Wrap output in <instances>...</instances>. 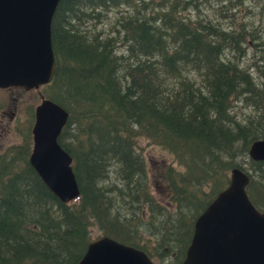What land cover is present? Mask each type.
Instances as JSON below:
<instances>
[{
    "label": "trees",
    "instance_id": "obj_1",
    "mask_svg": "<svg viewBox=\"0 0 264 264\" xmlns=\"http://www.w3.org/2000/svg\"><path fill=\"white\" fill-rule=\"evenodd\" d=\"M245 3L60 0L54 74L32 91L70 112L58 142L80 196L61 202L31 166V125L22 143L0 150V264H76L94 227L155 264H181L194 220L233 168L249 176L247 194L264 211V160L248 155L264 139V113L237 110L244 100L264 102L255 53H264V20L246 23L264 0ZM107 12L115 13L108 24ZM249 41L252 63L243 61ZM29 113L33 123L34 105ZM141 135L172 160L149 169L136 152Z\"/></svg>",
    "mask_w": 264,
    "mask_h": 264
},
{
    "label": "water",
    "instance_id": "obj_2",
    "mask_svg": "<svg viewBox=\"0 0 264 264\" xmlns=\"http://www.w3.org/2000/svg\"><path fill=\"white\" fill-rule=\"evenodd\" d=\"M60 0H0V89L26 91L49 83L55 70L51 23ZM68 112L42 97L34 109L29 162L63 203L80 195L72 157L59 144ZM248 155L264 160V139ZM249 176L233 168L227 186L197 216L181 264H264V211L250 200ZM76 264H154L142 250L106 235L92 239Z\"/></svg>",
    "mask_w": 264,
    "mask_h": 264
},
{
    "label": "rangeland",
    "instance_id": "obj_3",
    "mask_svg": "<svg viewBox=\"0 0 264 264\" xmlns=\"http://www.w3.org/2000/svg\"><path fill=\"white\" fill-rule=\"evenodd\" d=\"M254 3H256V0H246L245 4L251 6ZM202 8H208V6L203 5ZM251 13L252 15L249 16L246 22L249 25L248 28L250 29L251 27H254L255 25L254 22L256 20H258V22L260 23V19L262 20L261 16L263 17V20H264V5L263 7L261 6L258 7V9L254 7L251 10ZM106 15H108V18H105L104 20L108 24L109 22L113 21L115 13L107 12ZM97 28L99 29V23L97 24ZM106 29H109V28H106ZM262 40H264V37H262ZM255 42H257V40ZM248 44L250 47L243 46L244 49L247 48L248 50L247 54L243 57V61H245L246 59L247 63H252L253 61H255V59L251 60L252 58L251 54L253 51L252 41H249ZM131 46H135L134 41L132 42ZM259 51H260L259 47L258 48L256 47L255 53H257L260 56V58L264 61V53L261 56V52ZM259 88L264 90V84L260 86ZM33 93L34 92L31 91L23 95L19 91H16L13 88L7 89L6 91L0 90V96H1L0 98V150H3L7 146H10L13 144L22 143L24 134L30 125H31L30 133L32 137L33 123L30 122L29 110H30L31 105H34L35 107V105L39 101L36 97H33L34 95ZM13 98H17V100ZM256 109L260 113H264V102L260 104H254L251 101L244 100L242 101L241 104L237 105L238 113H240L242 117H245L248 114H252ZM11 112H14V115ZM137 139L139 140V142H138V147L136 148L137 149L136 152L140 150L144 154L149 169L153 170L154 166H156L157 163L161 161L169 162L172 160V157L170 156V154L162 150L159 146L150 144L146 138L142 137V135L137 136ZM32 142L33 141L31 139V144ZM242 161L247 162L246 159L244 160V158H242ZM244 164L245 166H247L248 162ZM91 232L93 236L100 235L99 231L95 227L92 228ZM143 237L147 238L146 235H144ZM153 240L154 239L151 238V242H153ZM164 264H171V263L166 262Z\"/></svg>",
    "mask_w": 264,
    "mask_h": 264
},
{
    "label": "bare ground",
    "instance_id": "obj_4",
    "mask_svg": "<svg viewBox=\"0 0 264 264\" xmlns=\"http://www.w3.org/2000/svg\"><path fill=\"white\" fill-rule=\"evenodd\" d=\"M51 36H52V32H51ZM53 47V46H52ZM256 50V49H255ZM54 51V50H53ZM55 55V54H54ZM55 57V56H54ZM52 100V99H51ZM52 101H54V100H52ZM54 102H56V101H54ZM57 103V102H56ZM57 104H59V103H57ZM60 106H61V104H59ZM63 107V106H62ZM67 112H68V117L70 118V112L65 108V107H63ZM68 118V119H69ZM67 122H68V120H67ZM66 125V124H65ZM65 127V126H64ZM63 127V128H64ZM63 130V129H62ZM59 138V137H58ZM258 140V139H257ZM256 141V140H255ZM71 156V155H70ZM73 160V159H72ZM80 196V195H79ZM124 244V243H123ZM127 245V244H126ZM136 248V247H135ZM141 250V249H140ZM143 251V250H142Z\"/></svg>",
    "mask_w": 264,
    "mask_h": 264
}]
</instances>
